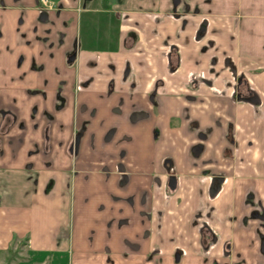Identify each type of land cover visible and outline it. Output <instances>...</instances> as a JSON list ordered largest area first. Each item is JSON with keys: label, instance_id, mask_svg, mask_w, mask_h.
<instances>
[{"label": "crops", "instance_id": "0c3cea01", "mask_svg": "<svg viewBox=\"0 0 264 264\" xmlns=\"http://www.w3.org/2000/svg\"><path fill=\"white\" fill-rule=\"evenodd\" d=\"M56 1L0 0V253L264 264V0Z\"/></svg>", "mask_w": 264, "mask_h": 264}, {"label": "flooded vegetation", "instance_id": "af4514ba", "mask_svg": "<svg viewBox=\"0 0 264 264\" xmlns=\"http://www.w3.org/2000/svg\"><path fill=\"white\" fill-rule=\"evenodd\" d=\"M39 1L41 2V4H42L45 8H49V9H51V8H55V7L57 6V1H56V0H52V1H53V6H52V7L45 6V5L42 3L41 0H39ZM102 1H103V0H102ZM200 29H203V32H204V28H203V27H201ZM200 29H199V30H200ZM199 30H198V35L203 34V33L199 34ZM172 50L175 51V52H173V57L175 58V59L173 58V62H175L176 65H177L178 60H179V54H178L177 48H176L175 46L172 47V49L170 50V56H171V52H172ZM170 56H169V57H170ZM176 65H175L174 68L171 66V57H170V67H171L172 69H175V68H176ZM249 89H250L251 91H253L254 94H255V96H256L255 99H252L251 101L257 102V101L259 100L258 95L255 93V91H254L252 88L249 87ZM136 115H137V114H136ZM132 116H133V115H132ZM136 117H138V115L135 116L134 118H136ZM81 135H82V134H81V129H80V127H77V129L75 130V133H74V136H73V139H72L71 145H70V150H71V153H72V156H73L74 159L76 158V156H77V154H78V152H79ZM165 164H167V162H166ZM170 176H175V177H176V186H175L174 188H172V187L169 185V179H170ZM214 179H215V180H218V188H217L215 191H213V189H212V184H213ZM221 181H222V178H221L220 176H213V177H212V179H211V185H210V194H211L212 196H214V195L218 192V190H219V188H220ZM177 186H178L177 175L174 174V173L169 174V175H168V178H167V182H166L167 190L170 191V192H173V191L177 188ZM168 193H169V192H168ZM214 237H215V235H214V231H213L211 228H209V226H207V225H203V226L201 227V239H202V244H203V246L205 247L204 250H206V251H209V250H210V247H211L212 243L214 242Z\"/></svg>", "mask_w": 264, "mask_h": 264}, {"label": "rangeland", "instance_id": "374dc122", "mask_svg": "<svg viewBox=\"0 0 264 264\" xmlns=\"http://www.w3.org/2000/svg\"><path fill=\"white\" fill-rule=\"evenodd\" d=\"M174 119L172 118V122ZM0 264H49L47 258L33 255L25 246V237L17 242H11L8 251L0 253Z\"/></svg>", "mask_w": 264, "mask_h": 264}, {"label": "trees", "instance_id": "16d2710c", "mask_svg": "<svg viewBox=\"0 0 264 264\" xmlns=\"http://www.w3.org/2000/svg\"><path fill=\"white\" fill-rule=\"evenodd\" d=\"M203 33V29L199 30V34ZM173 52H175L174 50H172L171 52V66L174 68L176 63L173 62ZM236 93L238 95V97L243 98V99H247V100H252L255 99V94L253 91H251L249 89V86L247 84V81L245 80L244 76H240L237 82V88H236ZM218 188V180L213 181L212 184V189L213 191H215Z\"/></svg>", "mask_w": 264, "mask_h": 264}, {"label": "water", "instance_id": "95a60500", "mask_svg": "<svg viewBox=\"0 0 264 264\" xmlns=\"http://www.w3.org/2000/svg\"><path fill=\"white\" fill-rule=\"evenodd\" d=\"M169 185L174 188L176 186V177L175 176H170L169 179Z\"/></svg>", "mask_w": 264, "mask_h": 264}, {"label": "built area", "instance_id": "2783aa9c", "mask_svg": "<svg viewBox=\"0 0 264 264\" xmlns=\"http://www.w3.org/2000/svg\"><path fill=\"white\" fill-rule=\"evenodd\" d=\"M42 3L45 5V6H48V7H52L53 6V1L52 0H41Z\"/></svg>", "mask_w": 264, "mask_h": 264}]
</instances>
